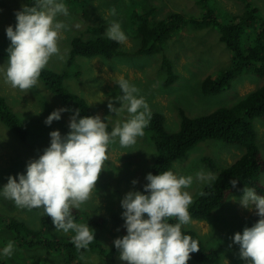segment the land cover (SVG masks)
<instances>
[{
    "label": "rangeland",
    "instance_id": "374dc122",
    "mask_svg": "<svg viewBox=\"0 0 264 264\" xmlns=\"http://www.w3.org/2000/svg\"><path fill=\"white\" fill-rule=\"evenodd\" d=\"M26 4L28 5L27 0H0V66L5 68L8 61L7 49L11 43L6 29L10 25L15 26V12L22 10ZM67 7L70 16L59 17L71 25V31L64 33V39L60 42L64 59L53 57L46 68L57 73L68 72L65 86L84 98L95 115H99L113 128L117 121L122 124L129 118L127 111L117 116L108 108L109 99L114 100L115 107L122 106V102L114 99L122 94L119 85L115 83L119 78L127 79L140 90L139 95L144 97L151 113L164 115L165 127L170 133L180 130L181 112L190 118H197L222 107L232 108L247 94L264 85V79L245 72L233 81L228 91L213 96L203 95V81L228 69L233 58L232 52L220 41L218 31L213 28L195 29L192 25H187L188 28L185 26L172 33L163 42L161 52L153 55L136 54L141 43L138 37L140 29L137 27L145 18L154 23L168 20L173 13H178L186 19L202 20L211 12L219 22L228 24L233 17L242 16L247 7H250L256 9L257 16L264 21V0H88L80 1L74 7ZM113 8L116 9L115 16L111 14ZM111 21L120 23L127 36V41L120 43L122 52L127 54L114 59L77 57L73 66L69 67L73 39H94L95 36L89 29L104 26L107 32ZM76 24L80 27H75ZM166 63L174 66V73L177 75L171 85L165 84L169 77ZM76 73L78 77L75 76ZM0 95L6 98L22 125L31 132L29 139L22 142L0 121L2 190L10 176H15L18 181L19 174H26L27 163L37 159L50 146L52 131L58 130L62 136L70 132L72 115L65 111L61 113L59 121H53L51 125L45 123L54 110L65 107L53 92L44 87L40 79L36 88L25 93L13 89L5 82L4 73L0 72ZM254 124L258 133V146L264 159V119H256ZM144 131L145 135L138 138L137 144L132 148H121L117 138V143L110 146L109 161L105 164V171L100 175L92 198L82 206L83 210L73 209L81 213L77 223H88L94 229L96 238L102 244L105 243L107 248L114 246L116 238L127 234L123 227L122 199L130 191L142 190L147 182L146 176L151 173L156 161L157 151L152 135L147 127ZM243 153L239 146L208 140L199 144L183 159L174 162V173L194 178L193 185L187 189L193 196L190 207L206 185L213 181L201 182L195 179L196 173L212 172L216 179L224 168L234 163ZM133 180H138V183L133 185ZM260 181V186L264 189V170ZM244 194L243 189L231 196L228 205L213 212L206 220L191 219L190 224L182 226L196 231L208 248L217 250L222 258L220 264H247L240 256L239 245L232 240L235 233H243L245 227L255 224V211L241 204ZM43 214V209H20L12 200L0 196V264H64L62 255H50L41 243L34 248L27 245L24 250L20 249L16 244L15 233L4 230L6 227L2 220L9 218L25 223L31 230H39ZM50 233L45 238L37 239V242L45 239L50 242H65L74 235L73 232L64 234L56 229ZM9 241L14 242V252L11 257H5L2 250ZM115 258L114 261H108L92 252L81 264H127L120 259V253ZM188 264L200 263L189 260Z\"/></svg>",
    "mask_w": 264,
    "mask_h": 264
},
{
    "label": "clouds",
    "instance_id": "9594fccd",
    "mask_svg": "<svg viewBox=\"0 0 264 264\" xmlns=\"http://www.w3.org/2000/svg\"><path fill=\"white\" fill-rule=\"evenodd\" d=\"M33 5L26 4L15 12V26L6 29L11 42L7 49V66H0L5 82L25 93L38 86L42 71L53 57L64 59L60 42L64 33L71 31V25L59 19L70 16L64 3L34 0ZM111 14L116 15L115 8ZM106 35L118 43L127 41L116 21L110 22ZM115 83L122 94L114 99L122 102V106L115 107L114 100L109 99L108 108L117 116L127 111L129 118L125 122L117 121L109 132L108 123L99 115L79 118L80 110H74L70 132L62 136L60 131H52L50 146L27 163L26 174H19L18 181L10 176L0 190V196L12 200L20 209H43L58 232H73L71 240L78 251L87 250L95 234L88 223L74 220L72 210H83L82 206L92 198L109 161L110 146L115 145L118 138L121 148L134 147L138 138L145 135L144 129L151 118L149 105L136 86L125 78ZM65 111L68 109L54 110L45 123L51 125L59 121ZM195 179L203 182L214 180L215 176L201 171L196 173ZM146 180L143 192L130 191L121 201L127 234L114 240L120 259L127 264H188L191 255L200 251L199 241L182 232V226L191 223L189 207L193 196L187 189L193 185L194 178L168 170L159 175L148 173ZM237 182L235 178L230 181L233 187ZM132 183L136 185L138 180ZM244 193L242 206L255 211L260 219L254 226L245 227L243 233H235L232 240L239 245L240 256L247 264H264V196L258 195L255 188H245ZM173 218L177 221L175 224L169 222ZM13 252L14 242L9 241L2 253L11 257Z\"/></svg>",
    "mask_w": 264,
    "mask_h": 264
},
{
    "label": "trees",
    "instance_id": "16d2710c",
    "mask_svg": "<svg viewBox=\"0 0 264 264\" xmlns=\"http://www.w3.org/2000/svg\"><path fill=\"white\" fill-rule=\"evenodd\" d=\"M80 1L87 2L88 0H59L71 7L76 6ZM33 2L34 0H27L30 6H34ZM187 24L192 25L195 29H216L220 41L232 52L233 58L229 68L219 75L209 76L203 81L201 88L203 95L213 96L228 91L231 89L233 81L245 72L264 79V21H261L257 16V10L250 7H247L242 16L233 17L228 24L219 22L211 12H208L202 20L186 19L178 13H173L168 20L154 23L145 18L142 24L137 27L138 30L140 29L138 37L141 43L136 54L153 55L161 52V46L168 37ZM89 32L95 36L94 39L87 41L81 37L73 39L68 60L69 67L73 66L77 57L114 59L127 54L122 52L120 43L110 40L106 36L104 26L90 28ZM165 65L169 73L165 84L171 85L177 75L174 73L172 65L167 63ZM75 76L78 77V74L76 73ZM68 77V72L57 73L45 68L41 73L40 80L59 98L61 104L68 109L72 116L76 109L80 110L79 118L96 116L84 98L72 93L65 86ZM259 118L264 119V85L247 94L232 108L222 107L197 118H190L181 112V125L177 133L168 132L165 127L164 115L151 113L147 130L152 135V142L157 151L156 161L151 168L153 175H159L168 170L172 171L175 161L183 159L199 144L208 140L236 145L244 151L240 158L224 168L215 180L206 185L201 192L204 195H200L189 208L192 220H206L213 212L228 205L231 196L245 188H255L258 194H264V189L260 186L264 159L260 153L258 133L254 124L255 120ZM0 121L20 141L26 142L29 139L30 130L22 125L19 116L8 104L6 98L1 95ZM112 129V125L108 123V131L111 132ZM234 178L238 180L235 187L230 183ZM144 185L141 192L144 191ZM72 215L76 222L80 221L81 213L79 211L72 210ZM259 219L260 217L257 215L254 218V223ZM169 222L175 224L176 219L173 218ZM2 223L6 227L4 230L15 233L16 244L20 249L24 250L27 245L34 248L38 243H41L47 248L46 251L50 255H62L64 264H81L84 258L92 252L98 253L108 261H114L117 254L120 253L115 245L107 248L105 243L102 244L96 236L87 250L80 251L76 249L71 240L50 242L45 239L37 242V239L45 238L46 235L51 234L50 231L55 230L51 218L45 214L41 218L39 230H31L25 223L14 218L3 219ZM182 232L199 241L200 251L193 253L190 260L200 264L221 263L222 258L219 252L208 248L196 231L182 227ZM17 237L23 240H18ZM2 261L4 260L2 259Z\"/></svg>",
    "mask_w": 264,
    "mask_h": 264
},
{
    "label": "bare ground",
    "instance_id": "6f19581e",
    "mask_svg": "<svg viewBox=\"0 0 264 264\" xmlns=\"http://www.w3.org/2000/svg\"><path fill=\"white\" fill-rule=\"evenodd\" d=\"M188 22V21H187ZM188 25V24H187ZM186 28H188L187 26H186ZM188 32V31H187ZM174 67V66H173ZM45 87V86H44ZM46 88V87H45ZM10 131V130H9ZM155 161V160H154ZM4 177V176H3ZM101 227H103V226H101Z\"/></svg>",
    "mask_w": 264,
    "mask_h": 264
}]
</instances>
